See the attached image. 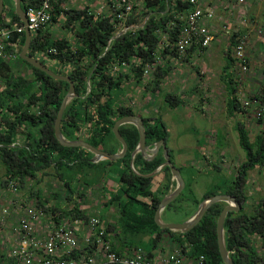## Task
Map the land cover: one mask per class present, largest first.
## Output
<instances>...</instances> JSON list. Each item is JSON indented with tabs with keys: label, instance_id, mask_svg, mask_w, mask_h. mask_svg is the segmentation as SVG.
Returning a JSON list of instances; mask_svg holds the SVG:
<instances>
[{
	"label": "trees",
	"instance_id": "obj_1",
	"mask_svg": "<svg viewBox=\"0 0 264 264\" xmlns=\"http://www.w3.org/2000/svg\"><path fill=\"white\" fill-rule=\"evenodd\" d=\"M66 2L67 0H54L52 3L53 23H60L63 28L71 31L74 43L71 45L66 38L57 39L51 36L50 30H40L32 35L27 53L29 57L37 59L55 74L67 76L73 82L76 97L65 108L60 124L64 138L69 141L82 140L100 151L115 154L121 146L112 132L114 124L123 117L136 115L143 120L146 145L164 140L167 137V128L162 117L160 115L145 117L143 114L139 115L131 106H126L122 95L126 93L124 88H129V85H126L129 84L128 75L120 73L115 77L110 76L108 67L114 63H131V60L136 59L132 62L131 70L134 74L133 85L149 81L143 80L142 72L146 66H150L153 73L152 81L143 88L144 91L151 87L154 92L158 90L161 82L175 67L171 66L170 61L177 59L178 55L175 51L158 49L160 38L156 31H168L167 26L172 23L169 41L175 40L183 25V21L175 15L186 13L190 9L189 5L183 0H170L172 8L166 11V5L161 0H144L142 9L133 11L125 24L133 25L134 28L112 39L117 23L110 15L97 18L89 7L80 10L71 7L64 9L63 5ZM6 11L13 23L18 26L24 25L15 13L11 0L4 4L0 23L3 22ZM240 36L244 35L240 33L230 35L226 58L227 72L222 76L229 93L228 113L233 117L236 113L245 114L246 109L253 105L264 111V82L259 91L245 95L250 103L252 102L246 107L237 96L239 83L236 80L241 82L242 78L235 73L233 47ZM16 40H18L16 60L24 69L14 68L13 62H0V166L3 168L0 187L7 192L8 183L12 180L17 182L20 192L27 188L28 181L35 180L37 190L34 191V187L28 188L27 200H35L36 205L45 207L51 197L56 202L47 209L86 220L96 215L81 207L89 201L88 195L96 196V191L92 190L95 189L94 182H90L80 168L120 164L123 170L118 175V187L107 194L102 204L108 211L112 208L117 218L115 217V222L112 223L109 221L112 218L111 214L107 219L99 216L105 224L115 252L127 254L130 250L140 248L148 258H153L156 255L153 252L165 241L168 246L166 249L159 247L160 254L167 253V249L170 252L180 248L186 260L192 263L202 258V264H223L218 251L216 223L225 204L217 203L210 207L200 222L186 234H176L159 228L154 221L155 212L162 198L168 194L171 185L174 186L171 184L169 168L165 167L162 170L164 177L155 191L152 189L155 177L145 178L132 172L131 154L138 144L139 134L137 129L129 124L119 128V133L127 144V153L115 162L103 161L92 164L89 161L92 155L85 149L61 146L54 136V123L69 86L66 82L55 80L33 68L19 57L25 42V32L13 33L11 41ZM53 48L57 49V55L49 54ZM192 51L196 49L194 47L189 49L183 59H189ZM49 55L50 63L52 59L59 63L66 62L71 69L65 72L50 64L46 60ZM159 60L160 62H157ZM245 62L250 68L247 56ZM251 79L255 78L252 76ZM163 99L170 107L183 103L179 96L173 94H167ZM144 105L147 107L148 101L144 100L139 108ZM256 117L258 125L261 127L263 125V128L253 138H250V131L245 124L239 120L234 123V131L239 147L244 153V160L232 179L233 186L210 190L200 199H196L192 188L194 179L191 177L184 181V190L162 213V216L170 211L184 213L183 220H186L203 199L218 194L233 196L243 207L238 213H228L224 222L225 247L233 264H264V197L253 207H248L249 196L245 190L248 173L264 166L263 113L258 112ZM18 135L22 141L17 145L15 138ZM163 162L162 156L145 161L137 154L134 166L138 173L148 175ZM186 172L192 175L191 165ZM45 176L56 178L54 184L48 186L47 192L38 186ZM74 181L77 182L75 187L72 185ZM90 188L87 193L85 189ZM22 201L19 199V203ZM18 205L14 207L18 208ZM188 205L194 207L191 214H187ZM64 206L70 207L71 210L63 209ZM4 252L0 254V264H16L14 259L5 257Z\"/></svg>",
	"mask_w": 264,
	"mask_h": 264
},
{
	"label": "built area",
	"instance_id": "obj_2",
	"mask_svg": "<svg viewBox=\"0 0 264 264\" xmlns=\"http://www.w3.org/2000/svg\"><path fill=\"white\" fill-rule=\"evenodd\" d=\"M87 1V3H93L89 2L90 0ZM161 1L166 5V11L172 8L170 0ZM183 1L189 5L190 9L184 14L175 15L176 18L178 17L183 21L175 40L169 41L172 23L167 26L168 31H156L160 38L158 49L175 51L178 55L175 60L183 59V56L192 47L198 53L204 52L210 48L215 40L214 30L206 24V21L213 20L215 16L214 7L210 3L211 0ZM248 1L227 0L226 5L245 6ZM53 2L54 0H21L24 6L26 26H18L13 23L6 11L3 22L0 23V62L12 63L16 61L15 52L18 40L11 41L13 33L20 34L27 28L30 34L33 35L40 30L53 28ZM94 2L97 7L90 8V11L95 17L110 15L111 19L117 23L116 32L112 38L114 39L134 28L133 25L126 26L125 24L137 8V3L141 4L138 10L142 9L144 0H94ZM64 9L67 8L64 7ZM225 28L227 27L224 25L222 29ZM68 32L71 35L70 37L66 35L57 39L66 38L72 45L74 43L72 32ZM109 43L110 41L108 45ZM247 43L248 36H240L233 47L235 73L239 77L250 70L245 62ZM49 54L57 55L58 51L53 48L49 51ZM49 58L50 55L46 60L50 63ZM134 61L136 59L131 60V63L111 64L108 67V74L113 77L120 73L127 74V82L132 83L131 86H133L134 74L131 70ZM157 62H160V60ZM50 64L65 72L71 69L66 62L59 63L52 59ZM151 68L150 66L145 67L142 72L143 80H149L152 74ZM128 96L132 97L133 95L128 94L126 98H123V101H126L125 105L135 109L136 105L132 99L127 100ZM242 104L246 107L250 104V101L244 100ZM7 189L8 194L11 196L19 193L17 182L12 180L9 181ZM36 202L35 200H23L22 203H19L13 199L9 202V206L19 204L16 209L21 212V215L18 221L11 226L10 238L2 241V249L6 251L9 258L16 261V264H202V258L195 263L187 261L180 248L173 249L165 254H157L153 258H148L140 248L130 250L127 254H118L112 249V240L108 237L105 224L99 217L91 216L83 220L80 217H71L58 211L54 212L53 209H47L54 206L56 202L54 200L48 201L45 207L36 205ZM66 208L67 206L63 207V209ZM67 210L70 211L71 208L69 207ZM1 214L3 216V218L0 216L2 225L4 216H8L9 213L4 208L1 210ZM86 252H90V254H86Z\"/></svg>",
	"mask_w": 264,
	"mask_h": 264
},
{
	"label": "crops",
	"instance_id": "obj_3",
	"mask_svg": "<svg viewBox=\"0 0 264 264\" xmlns=\"http://www.w3.org/2000/svg\"><path fill=\"white\" fill-rule=\"evenodd\" d=\"M216 1H217V4H214ZM89 2H94V0L89 1ZM210 3L214 7V13H215L213 20L206 21V24L210 25L215 33V40L211 44L210 48L200 53H198V51H192L189 59L171 60V63L174 62L173 64L180 65L181 68H188L189 71L191 68L192 70L195 69L194 73L192 72V74L190 72L186 73L187 75L186 78L188 79V82L190 85L187 84L186 86L184 83L185 81H182V77L184 78V73L186 71L183 72L179 70L180 74L178 76H180V79H181L179 81H178V77L177 76L174 77L172 75V72H170L169 73L170 75L163 82H161L160 88L158 90H155L154 92L151 90L152 87L145 90L146 97H144V100L148 101V105L147 107L146 105H144L145 108L144 107L139 108L137 111L139 115L143 114V116L145 117H148V116L151 117V116H157V115H160L162 117V120L165 123L166 128H167V137L163 141L166 145V149L168 151L170 161L179 171L184 169L185 172L187 168H189L190 166V164L187 162V159H189L191 155H187V154L184 155V153H187L190 151H196V147H198V144L202 141L199 139L205 136L207 138L206 141H208L209 143L213 142L212 137L214 138L222 137L220 142H224L225 143L224 145L226 146L227 140H225L226 139L225 136H228L227 129L229 127V131L231 132L234 126V124L232 123L234 120L233 119L234 117L228 113L229 108H228L227 100L223 104L224 114L223 115L221 114L220 118L222 119H219V120L218 119L216 120L215 118L214 112L215 110H217L215 108L216 106L215 103H212L211 101L210 103L205 104V105L199 103V100L205 96L204 95L205 93H208V92H206L207 90H203L202 88L198 86V83L200 80L198 77L195 76V72L196 73L203 72L200 70L204 69L206 71L204 78L205 79L210 78L212 79V81H214L213 78H211L213 75V72H212V68H213L215 71V74L216 73L219 74L218 76L216 74V79L222 80V76L224 75V72H227L226 58H228L227 52H228V47H229L230 35L232 33H240L242 35L248 36L246 56L248 57L249 62H250L251 72H253V75L255 78L256 77H258L259 79L264 78V0H249L245 6H235V5L227 6L226 5L227 0H211ZM224 25L227 28L223 30L222 28ZM232 54L233 53H231V56H230L231 58H232ZM259 55H262L261 59L258 58ZM215 61L219 62L218 63L219 66L216 67L215 65H213ZM227 62H229V60ZM188 64L191 65L190 69L188 67ZM183 65H186V66H183ZM197 66L200 67L201 69H199ZM18 70L20 69L18 68ZM230 71H232V69H230ZM169 78H172L171 83L170 81H168ZM196 78H197V81H196ZM174 82H177V83H176V86L172 88L173 87L172 83ZM126 85H129V89H133L134 87V85L131 86V84H126ZM225 88L227 89L226 85H225ZM124 89L125 91H127L128 88H124ZM189 92H192V93H189ZM193 93L196 94V96L198 97L199 99L198 102L196 100H195L196 102L194 101L193 103L191 102L189 103V101H187V104H186V100H187L186 98H189L187 94H193ZM167 94H173V95L179 96L183 102L181 103V105L184 106V109L185 107L190 108V106H193V108H190L189 110L191 111V117L195 113H198L199 115L197 117L201 119L203 118L207 126H203L204 129H203V132L201 133V136L198 135V131L194 128L178 131L179 121L181 118L184 117V115L182 117L181 114H177L179 111V108L176 109L175 107H178L179 104L171 108V107H167L165 104L162 103V101H164L163 99L164 96H166ZM228 96H229V93H228ZM194 106L199 109L197 110L194 109ZM221 122L222 124H220ZM21 141L22 140L20 136L19 135L16 136L15 143L18 145V144H21ZM154 144L146 145L148 149H152V152H154V159L159 156H162L164 159L163 147L159 146L157 150L154 147ZM222 147L223 146L221 147L219 146L220 149ZM197 149L201 152L200 147ZM141 157L144 159L142 155ZM100 162H103V161H100ZM98 163L99 162L92 163V164H98ZM81 170L83 174L89 179L90 182H94L95 189L93 188L92 190L96 191V196L97 195L99 196V198L98 197L93 198L94 199V201L92 202L93 204L87 202V203H84V205H82L81 208L88 209L89 211H91L92 214L98 216V209L103 207L101 202L104 203L108 196L107 194L115 191L116 188L118 187V175L123 170V167L120 164H113L110 167L105 166V165L104 166L100 165L99 167L84 166L83 168L82 166L80 168V171ZM162 170L159 171L154 176L155 179L152 183L153 184L152 189L154 191L158 188V186L160 185V182L162 181L164 177L163 173H161ZM186 173L188 174V172ZM45 178L50 180L48 182V186L54 184L53 180L56 179L53 176L50 178H47L46 176L43 177L42 182L38 184L41 190L46 188L45 187L46 182H44ZM28 182L29 183L26 184L27 189L28 188L30 189L31 187H34L37 185L35 183V180L32 182L31 181H28ZM171 184L175 185V183L172 182V180H171ZM85 190L87 191V193H89L91 188L85 189ZM44 192H47V191L44 190ZM1 195L3 196L5 195L7 197V200H5L4 202H0V216H2L1 214L2 208H6L8 210L9 215L4 216V221L1 225L0 254H2V251H4L2 249V241L6 238L7 239L10 238L11 226L18 221L21 215V212L17 210L16 207H14V205H12L11 207L9 206V202L11 199H13L16 202H19V199H21V201L27 200L26 196H20V197L10 196L8 195V192H6L3 188L0 187V201H2ZM46 196L47 195H43V197H46ZM49 201H53V199L49 198ZM111 209L112 208H110L109 211H111L110 213H113L112 212L113 209L112 210ZM115 217L117 218V216ZM116 218H113L114 221ZM162 219L165 222H172V221L165 220L164 216H162ZM168 250L169 249H167L166 251L168 252ZM159 252H160L159 247H157L155 252L153 253H155L156 255L157 254L159 255L160 254ZM4 253H5L4 255H6L5 257H7L8 255L6 251ZM161 254H165V252Z\"/></svg>",
	"mask_w": 264,
	"mask_h": 264
},
{
	"label": "rangeland",
	"instance_id": "obj_4",
	"mask_svg": "<svg viewBox=\"0 0 264 264\" xmlns=\"http://www.w3.org/2000/svg\"><path fill=\"white\" fill-rule=\"evenodd\" d=\"M87 2H88L87 0H67V2L63 6L65 8L71 7V8H75L78 10L83 9L85 7H89V8L94 7L95 8V6H96L95 2H93L91 4L87 3ZM4 4H8V0H4ZM214 4H217V1ZM140 5H141L140 3L136 4L137 8H135V11L138 10ZM49 32H50L51 36H54L56 38H60V37L66 36V35L68 37L71 36L69 34V32L67 30H65L62 27V24H60V23L53 24V28H51ZM195 58H197V57H195ZM258 58L261 59L262 55H259ZM193 60H194V58H193ZM13 63H14V68H16V69L19 68L20 70L24 69L23 66L20 65L19 62H17V60ZM173 63L174 62L171 63V66H176V68L173 67L170 72H172V75L174 77L177 76L178 81H179V80H181L180 76H178L180 74L179 70H181L183 72L186 71L184 73L185 79L182 77V81H185L184 83L187 86V84H189V82H188V79L186 78L187 77L186 73L190 72L192 74V72L194 73L195 69L194 70H192V68L190 69L191 65L188 64V67L190 69V71H189L188 68H181L180 65L173 64ZM218 63L219 62L215 61V63L213 65H215L217 67V66H219ZM183 66H186V65H183ZM198 68L201 69L200 67H198ZM200 71H203V74H201V72H199V73L195 72V76L198 77L200 80L198 83V86L200 88H202L203 90H207L206 92H208V93H205L204 94L205 96L203 98H201L200 100L198 99V97L194 93L193 94H187V96L189 98H186L187 99L186 104H187V101H189V103L190 102L193 103L195 100L197 102L199 100L200 104L205 105V104L210 103V101H211L212 103L216 104L215 108L217 110H215V112H214L216 120L222 119L220 117H221V114L222 115L224 114L223 104L226 100L228 101V98H227L228 92H227V89L225 88V84L222 80L216 79L217 73L215 74V71L213 68H212L213 75L211 78H213L214 81H212V79H210V78H206V79L204 78V76L206 74L205 73L206 71L204 69H202ZM218 75L219 74H217V76ZM252 76L254 77L253 72H251V70H249V73L240 77V78H242L241 82H239V80H236V82L239 83L237 96H238V99L241 103L244 100H248V98L245 95H249V94L256 93L257 91H259V89H261V84L264 82V78L261 77L262 79H259L258 77H256V78L254 77L255 79L252 80L251 79ZM152 77H153V73L151 74L149 81H147L145 83H140L137 86L134 85L133 89L128 88L126 93H124V95H122L123 98H126V96L128 94L133 95L132 97L128 96L127 100L128 99L133 100L134 104L136 105V107H135L136 111H138V108L142 106V102L144 101L145 91H144L143 87L152 81ZM168 81H170V83H171L172 78H169ZM196 81H197V78H196ZM176 83L177 82L172 83L173 84L172 88H174L176 86ZM194 92H196V91H194ZM189 93H192V92H189ZM124 102H126V101H124ZM162 103L165 104L167 107H170L168 102L166 103V102L162 101ZM195 106H194V109H196V110L199 109V108H196ZM175 108L176 109L179 108V111L177 114H181L182 117L184 115V117L181 118L179 121L178 131L184 130V129L194 128L198 131V135L201 136V133L203 132V129H204L203 126H207V125H206L205 121L203 120V118L201 119V118L197 117L199 115L198 113H195L191 117V111H189V110H190V108H193V106H190V108L185 107V109H184V106L181 105V103H180L178 105V107H175ZM219 110L222 112H220ZM246 110L247 111L245 112V114L244 113H238V114L236 113V115L233 118L234 120L232 123L234 124L236 120L241 121L249 129L250 138H253L254 135L256 133H259V131L262 130V128H263V125H262V127L260 125H258V123H257L258 117H256V116H257L258 112H262L263 116H264V111L261 110V108H258L257 105H253V107H250L249 109L247 108ZM248 111H249V113H247ZM220 124H222V122ZM227 132H228V136H225L226 137L225 140H227L226 146L224 145L225 144L224 142H220L222 137H217V138L212 137L213 142L209 143L208 141H206L207 138L205 136V137H203L204 139L199 137L200 138L199 140H202V141L198 144V147H196V151H190V152L184 153V155L185 154L191 155L190 158L187 159V162L192 167V175L187 174L184 169L182 170L181 173H182L185 181L190 179L191 177H193L194 181H193L192 188H193V195L196 197V199H200L206 192H208L210 190H214V189H218V188L227 189V188H231L233 186L232 179L237 172L238 166L244 160V153L239 147L238 139L236 136L237 134L234 131V126H233V129L231 132L229 131V127H228ZM219 146L220 147L223 146V147L220 149ZM199 147L201 149V152L197 149ZM2 172H3V168H1V166H0V179L2 176ZM44 182H46L45 183L46 188L45 189L42 188V189L47 191L49 189L48 188L49 179L45 178ZM72 185L74 187L77 186V182L74 181L72 183ZM36 190H37V186H34V191H36ZM245 190L247 192V195L249 196L248 197L249 199L247 200L248 207H253V205L256 204V202H258L260 200V198L264 197V166H262L260 168L257 167L248 173ZM27 195H28L27 188H25V189H23V191H20L16 196H27ZM1 196H2V198H1L2 201H0V202H4L5 200H7V197L5 195L4 196L1 195ZM88 196H89L88 197L89 198L88 203H91V204H93L92 203L94 201L93 198H96V197L99 198L98 195L93 196V197H91L90 195H88ZM99 201H101V200H99ZM101 204H103V203L101 202ZM186 209H187V214H191L194 211V207L193 206L191 207L190 205H188L186 207ZM110 212L111 211H108L106 208L102 207V208L98 209V216H102L104 219H107V216L109 214H111L112 218H110L109 220H111L110 222L113 223V222H115L113 218H115L116 215L114 214V211H112L113 213H110ZM184 217H185L184 213L183 214L174 213L173 211L166 212L164 215L165 220L173 221V222H182V221H184L183 220ZM166 243L167 242H165V241L161 242L159 247L160 248L161 247L162 248L167 247L168 244H166ZM145 247H149V246H145ZM258 247H259V242H258Z\"/></svg>",
	"mask_w": 264,
	"mask_h": 264
},
{
	"label": "water",
	"instance_id": "obj_5",
	"mask_svg": "<svg viewBox=\"0 0 264 264\" xmlns=\"http://www.w3.org/2000/svg\"><path fill=\"white\" fill-rule=\"evenodd\" d=\"M11 1L14 3L15 13L19 16L22 23L26 26V17L22 9L21 0H11ZM3 10H4V0H0V16L3 13ZM24 32H25V42L19 54V57L22 60L29 63L33 68L44 72L46 75H48L49 77L55 80L66 82L69 86L68 91L61 102V105L58 110L55 123H54V136L57 142L63 147H69V148L80 147V148L85 149L92 155V158L89 160L91 163H96L100 161L115 162L117 160L122 159L127 153V144L125 140L122 138L121 134L119 133V128L126 124L133 125L138 131L139 141H138V144L135 150L131 154L130 168L132 172L135 173L137 176L151 178V177H154L163 168L168 167L171 173V180L172 182L175 183L174 186H171L168 194L162 198V200L160 201L158 205V208L154 215V221L156 225L161 229H164V230L167 229L176 234H186L200 222V220L203 218V216L205 215V213L208 211L210 207H212L214 204H217V203H224L225 207L220 212L218 219H217V223H216L217 245H218L219 255L221 257L223 264H233L230 258V254L226 250V247H225L224 222H225V219L228 213L236 212L239 210L240 208L239 202L231 195L218 194V195L210 196V197L203 199L198 204L195 212L189 218H187L186 220L182 222L163 221L162 219L163 211L170 203H172L181 194V192L185 188L184 179L180 171L171 163L164 141L160 140L159 142L154 144V147L157 150L159 146L163 147L164 163L161 164L152 173L148 175H142L137 172L134 166V159L136 155L140 153L146 161H152L154 159V152H152V149H148V147L146 146L145 127H144L142 118L139 116H136V115L126 116V117L119 119L114 124L112 132L116 140L120 143V146H121L120 150L115 154H109L107 152L100 151L82 140L69 141L65 139L64 136L62 135L60 124L62 121L65 108L76 97L73 82L70 80L69 77L55 74L53 71L47 68L40 61H38L35 58L29 57L27 55L28 49L30 47L32 35L27 30V28H25Z\"/></svg>",
	"mask_w": 264,
	"mask_h": 264
},
{
	"label": "flooded vegetation",
	"instance_id": "obj_6",
	"mask_svg": "<svg viewBox=\"0 0 264 264\" xmlns=\"http://www.w3.org/2000/svg\"><path fill=\"white\" fill-rule=\"evenodd\" d=\"M224 207H225V205H224ZM242 205L240 204V208H239V210L238 211H236V212H234V213H238V212H240L241 210H242ZM245 208V207H244ZM231 258V257H230Z\"/></svg>",
	"mask_w": 264,
	"mask_h": 264
}]
</instances>
